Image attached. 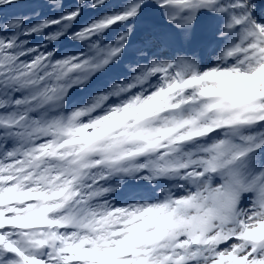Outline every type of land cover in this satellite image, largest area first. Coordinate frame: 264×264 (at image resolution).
<instances>
[{"label": "snow or ice", "instance_id": "snow-or-ice-1", "mask_svg": "<svg viewBox=\"0 0 264 264\" xmlns=\"http://www.w3.org/2000/svg\"><path fill=\"white\" fill-rule=\"evenodd\" d=\"M0 264H264V0H0Z\"/></svg>", "mask_w": 264, "mask_h": 264}]
</instances>
